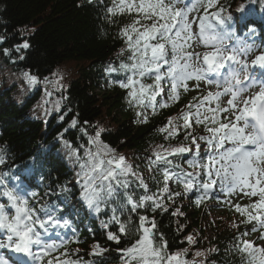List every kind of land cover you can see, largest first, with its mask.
Listing matches in <instances>:
<instances>
[{
  "label": "trees",
  "instance_id": "16d2710c",
  "mask_svg": "<svg viewBox=\"0 0 264 264\" xmlns=\"http://www.w3.org/2000/svg\"><path fill=\"white\" fill-rule=\"evenodd\" d=\"M112 3L113 0H0V147L6 150L0 176L8 187L20 184L25 195L35 193L31 202L37 207L54 206L57 216L69 221L67 228L52 229L47 237L65 243L66 247L59 252L67 250L72 259L79 258L85 264H122L119 250L128 247L137 237L120 235L118 226L110 222V208L115 202L110 201L107 206L101 203V211L97 213L81 199L80 164L88 162L85 153L89 148L95 152L90 138L100 131L99 140L116 156H123L133 171L143 177L149 194L163 197L168 211H138L155 217L158 232L163 233L170 251L187 248L186 259L196 260L198 264H242V254L235 245L244 240L257 245L260 228L253 221L248 223L247 215L236 211L235 205H250L258 197L236 193L221 200L212 193L197 204L202 192L196 187L185 192L183 185L174 180L167 182L168 187L172 193H181L180 196L168 199V194L159 191L164 186L161 172L164 167L201 173V169H193L187 163L195 153L191 137L185 136L187 132L197 138L210 133L205 131L204 124L195 123V117L190 118L192 127L184 129L181 116L182 110L188 111L187 104L197 103L193 97L204 96L202 84L197 89L196 84L188 82L192 90L185 92L179 88V102L169 101L166 108L159 104L168 101L170 85H164V92L156 97L155 109L145 106L149 103L147 99L140 104L129 96L131 89L119 87V81L125 80L124 74L109 73L107 69L110 64L118 67L121 61L129 62L130 51L120 32L137 14H121L117 10L115 15H106L105 10ZM221 3L234 18L230 28L235 29V36L252 32L264 37V0H221ZM241 5H245L247 13L244 23L240 22L243 14L236 11ZM25 41L30 47L17 51L16 46ZM121 49L125 51L121 53ZM68 62L77 63L78 67H67ZM25 73L38 77L40 82L29 83ZM56 80L64 86L62 89L57 90L51 83ZM43 83L53 85L49 90L51 96L46 95ZM57 100L60 101L58 110ZM145 116L147 121L141 122ZM169 118H173L176 134L169 135L173 131L168 125ZM220 119L223 121V114ZM162 128L166 131H159ZM197 142L202 156L206 157V142L199 139ZM181 146L193 151L169 154ZM74 151L81 157L80 161L73 155ZM157 152L172 164L159 160ZM128 179L135 181L134 176ZM131 189L137 196L144 191L135 183ZM4 202L7 203L6 198ZM175 209L183 215H171ZM248 211L256 213L252 208ZM117 215L121 220L128 215H132L134 223L137 220L127 210L124 214L118 210ZM253 227L257 230L252 231ZM110 232L120 235L119 243L108 239ZM244 232L248 235H241ZM189 236L194 242L189 243ZM97 244L105 251L92 255ZM196 252L203 255L196 256ZM50 258L45 257L43 264Z\"/></svg>",
  "mask_w": 264,
  "mask_h": 264
},
{
  "label": "snow or ice",
  "instance_id": "6c2138e0",
  "mask_svg": "<svg viewBox=\"0 0 264 264\" xmlns=\"http://www.w3.org/2000/svg\"><path fill=\"white\" fill-rule=\"evenodd\" d=\"M117 10L121 14H137L120 32L130 51L127 58L129 62L121 61L118 67L110 64L107 69L109 73L124 74L125 80L119 81V87L131 89L129 96L140 104L147 99L149 103L145 106L155 109L156 97L164 92V85L170 87L168 101L159 104L162 108L169 107V101L179 102V88L185 92L192 90L188 81H196L197 89L201 81L218 89L215 92L209 91L202 98L193 97L197 103L187 104V112L182 110L184 129L192 127L190 118L195 117V123L204 124L205 131L210 133L209 136L197 138L187 132L185 136L186 139L191 137L195 153L187 163L193 169H201V173H187L183 169L173 171L164 167L161 169L164 186L159 191L168 194V199L173 195H181L170 191L167 183L169 180L182 184L185 192H191L196 187L202 192L196 200L199 204L204 198L211 197L219 183V192L225 195L240 193L249 198L258 197L250 205L242 207L236 204L235 208L247 215L248 223L257 221L259 227L264 228V213L261 212L264 210V52L249 64L240 57L257 51L258 46L227 45L226 40L235 38V29L230 28L234 18L221 0H113L112 6L105 10L106 15H115ZM236 11L243 14L240 22L244 23L247 20L245 5ZM197 42L199 46L210 47L212 50L203 53L195 51L193 44ZM29 47L25 41L17 45L16 50ZM124 51L121 49V53ZM256 66L262 70L260 78L248 71L250 67ZM25 76L31 84L40 82L34 75L25 73ZM147 80L152 83H146ZM45 82H48L47 78ZM51 83L57 90L64 87L59 80ZM256 87L259 91L253 92L252 89ZM46 95L51 96L52 93L46 91ZM225 97L226 101L223 100ZM213 103L214 107L211 106ZM55 105L58 110L60 101L57 100ZM222 114L223 121L220 119ZM146 121L145 116L141 122ZM172 121L173 118L168 119V125L173 127L169 135L177 133ZM75 124L73 120L72 125ZM159 131H166V128ZM99 136L100 131H97L96 136L90 138L96 150L93 152L89 148L85 153L88 162L80 164L81 172L78 175L83 178L81 199L97 213L101 211V203L107 206L110 201L115 202L110 208V222L118 226L120 235L127 237L131 234L137 237L128 247L119 250L122 264H198L196 260L186 259L189 251L187 248L170 251L163 233L158 232L155 217L140 214V209L155 213L157 210L168 211V208L162 202V196L149 194L148 184L143 177L133 171L123 156H116L109 146L99 140ZM198 139L207 144L206 157L201 154ZM5 151L0 147V165L5 163ZM190 151L193 149L181 146L172 149L169 154ZM110 153L111 158L106 160L105 156ZM73 155H76L77 161L81 160L75 151ZM156 156L166 165L172 164L161 153L157 152ZM173 168L179 169L180 166L173 165ZM129 176H134L135 181L128 179ZM134 183L137 188L144 190L139 196L131 189ZM0 186H3L0 191V229L5 230L4 238H0V249H7L15 257L10 261L0 256V264H30L34 261L43 264L44 258L49 256L51 258L47 264H85L79 258L72 259L67 250L59 252L60 248L66 247L64 242L47 239L52 229L69 226L67 219L61 220L57 216L54 206L44 204L37 207L31 202L35 193L25 195L20 184L8 187L3 176H0ZM249 208L257 210V214L248 211ZM118 210L121 214L125 210L134 214L136 222H133L132 215L121 220L117 215ZM177 214L183 215L179 209L171 213ZM256 230L253 227L252 231ZM120 235L110 232L108 239L119 243ZM241 235L246 236L248 233ZM259 239L264 240V233ZM187 240L189 243L194 242L191 236ZM235 248L242 254V264H264V246L244 240ZM103 251L105 249L97 244L91 254L97 255ZM56 252L59 254L53 256ZM195 255L202 256L203 253L196 252Z\"/></svg>",
  "mask_w": 264,
  "mask_h": 264
},
{
  "label": "rangeland",
  "instance_id": "374dc122",
  "mask_svg": "<svg viewBox=\"0 0 264 264\" xmlns=\"http://www.w3.org/2000/svg\"><path fill=\"white\" fill-rule=\"evenodd\" d=\"M194 30H195V26H194ZM226 43L229 47H235L237 45H244V44H247V45H255V46H258V50L257 51H254L252 53H250L248 56H241L240 59L241 60H247L249 62V64H251V61L255 59V57L257 55H260L261 52H264V43L261 44V46L259 45V42H257L252 36H247V37H244L242 39H228L226 40ZM195 51H198V52H201L203 53L204 51H210L212 50L210 47H202V46H199V42L195 43L194 44V47ZM80 63V62H79ZM67 67H71L72 69L74 68H77L78 67V64L77 63H70L68 62ZM252 72H254L256 69L258 70L259 67L256 66V67H250L249 68ZM29 81V80H28ZM204 85H205V88H206V95L208 94L209 91H212V92H215L217 91L218 89H216L214 86L212 85H208L205 81H203ZM42 87L44 88V91L46 92H49V90L53 87V85H46V84H42ZM253 92L255 91H259V88L256 87V88H253L252 89ZM227 97L223 98V100L226 101ZM195 111V110H194ZM215 195H217L218 197H224V194L223 193H220L219 192V183L216 185V189L215 191L213 192ZM262 213H264V210H261ZM262 218H264V214H262ZM253 223L256 225V226H259L258 225V222L257 221H253ZM4 231L3 229H0V238H4ZM264 233V228H261L260 231L258 232L259 236H261V234ZM257 246H264V241L261 240V239H258V241L256 242ZM35 251H38V249H35ZM0 256H3L5 259H8L10 260L11 258L12 259H15V257L13 256V254L11 252H9L7 249H0ZM31 264H35V261L34 262H31Z\"/></svg>",
  "mask_w": 264,
  "mask_h": 264
}]
</instances>
